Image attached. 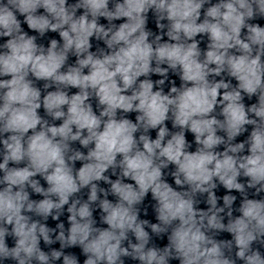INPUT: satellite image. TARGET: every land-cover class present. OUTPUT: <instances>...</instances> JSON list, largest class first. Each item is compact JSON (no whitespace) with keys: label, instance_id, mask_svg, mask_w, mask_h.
I'll use <instances>...</instances> for the list:
<instances>
[{"label":"clouds","instance_id":"obj_1","mask_svg":"<svg viewBox=\"0 0 264 264\" xmlns=\"http://www.w3.org/2000/svg\"><path fill=\"white\" fill-rule=\"evenodd\" d=\"M81 261L264 264V0H0V264Z\"/></svg>","mask_w":264,"mask_h":264}]
</instances>
